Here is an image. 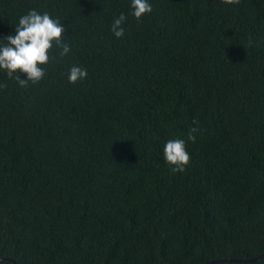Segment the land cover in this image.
<instances>
[{
	"label": "trees",
	"instance_id": "obj_1",
	"mask_svg": "<svg viewBox=\"0 0 264 264\" xmlns=\"http://www.w3.org/2000/svg\"><path fill=\"white\" fill-rule=\"evenodd\" d=\"M148 2L136 19L131 0H0V43L35 9L70 48L27 87L0 70V264L264 254V0ZM73 65L87 70L75 84ZM193 120L173 173L163 146Z\"/></svg>",
	"mask_w": 264,
	"mask_h": 264
},
{
	"label": "clouds",
	"instance_id": "obj_2",
	"mask_svg": "<svg viewBox=\"0 0 264 264\" xmlns=\"http://www.w3.org/2000/svg\"><path fill=\"white\" fill-rule=\"evenodd\" d=\"M226 5L238 4L240 0H222ZM131 15L140 19L152 11L148 0H131ZM126 16L121 13L112 25L111 31L119 38L124 35L122 24ZM65 26L58 18H53L48 12L40 13L35 9L20 16L15 26V34L8 35L0 43V70H4L7 77L15 79L21 87H27L29 82L36 84L45 76V68L50 60L53 48L59 49L57 55L64 57L70 52L68 44L64 41ZM20 73L26 78L21 79ZM87 77V70L73 65L67 75L69 83L75 84ZM6 84H0V88ZM195 127L188 130L185 138L168 139L163 146V158L173 173L183 172L190 163V154L187 143H195L197 134L201 131L197 121L193 120Z\"/></svg>",
	"mask_w": 264,
	"mask_h": 264
},
{
	"label": "water",
	"instance_id": "obj_3",
	"mask_svg": "<svg viewBox=\"0 0 264 264\" xmlns=\"http://www.w3.org/2000/svg\"><path fill=\"white\" fill-rule=\"evenodd\" d=\"M261 257H264V254H260L259 256H256L254 258L245 259V260H230V259H227V260L213 261V262H209L207 264H213V263H218V262H250V261H254V260H256L258 258H261Z\"/></svg>",
	"mask_w": 264,
	"mask_h": 264
}]
</instances>
